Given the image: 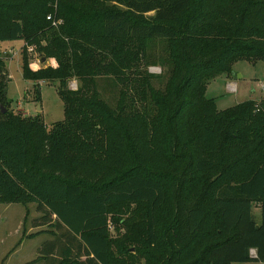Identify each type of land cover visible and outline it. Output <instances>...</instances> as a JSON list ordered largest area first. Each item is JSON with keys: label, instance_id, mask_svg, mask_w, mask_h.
<instances>
[{"label": "trees", "instance_id": "obj_1", "mask_svg": "<svg viewBox=\"0 0 264 264\" xmlns=\"http://www.w3.org/2000/svg\"><path fill=\"white\" fill-rule=\"evenodd\" d=\"M0 41H24V80L38 101L57 82L64 104L50 128L9 109L0 59V204L36 203L35 225L54 228L34 263L113 264L114 207L130 214L120 255L129 242L145 264L264 263V98L219 110L206 96L264 61V0H0ZM30 46L57 66L32 69Z\"/></svg>", "mask_w": 264, "mask_h": 264}, {"label": "rangeland", "instance_id": "obj_2", "mask_svg": "<svg viewBox=\"0 0 264 264\" xmlns=\"http://www.w3.org/2000/svg\"><path fill=\"white\" fill-rule=\"evenodd\" d=\"M10 43L14 47H11L12 44ZM20 45V42L0 41V59L5 64V70L10 71L11 77L6 90V99L9 102L8 108L25 114L27 112L31 117H40L44 124L50 128L53 124L63 121L65 118L64 104L58 94V83H39L41 98L38 101L32 82L24 80L22 75L23 48H19ZM149 49H151V54L157 57L164 50L161 43H153L149 46ZM14 51L15 53L17 51L18 54L16 55ZM27 54L29 64L34 70L47 66H57L54 59L42 63L41 55L37 49H35V52H28ZM166 71V68L159 65L148 67L150 74L162 77L153 80L152 84L155 88L160 89L164 86L167 78ZM233 73L232 77L226 75L217 77L208 85L206 96L216 100L219 110L234 107L247 100L259 101L264 98V89L261 87L262 84L264 85V61L257 64L240 61L234 65ZM78 87L79 83L76 79L69 82L71 90H77ZM98 89L102 99L114 108L120 98L121 86L113 78L104 77L98 80ZM96 143L98 147L96 151H98L101 148L99 137L96 139ZM254 213L258 217L259 209H254ZM41 217L42 214L39 212L36 203L27 205L0 204V264H43L41 261L34 263V258L38 259L46 243L54 239L46 231L54 228L51 226L38 228L35 221ZM129 217L130 214H124L119 207H114L111 211L109 231L114 241L123 242L127 236L128 229L125 224ZM117 242L112 247L113 264H145V258L137 250L138 245L126 242L127 246L130 247L131 255H120Z\"/></svg>", "mask_w": 264, "mask_h": 264}, {"label": "built area", "instance_id": "obj_3", "mask_svg": "<svg viewBox=\"0 0 264 264\" xmlns=\"http://www.w3.org/2000/svg\"><path fill=\"white\" fill-rule=\"evenodd\" d=\"M47 19H48L49 21H52L54 26H56V25L62 23L61 21H56V20H54V18H53L52 15H49V16L47 17ZM27 51H28L29 53H33V52H35V48H34V46H30V47H28ZM231 87L234 88L233 85H231ZM261 87H262V89H264V85H263V84L261 85ZM235 88H236V87H235Z\"/></svg>", "mask_w": 264, "mask_h": 264}, {"label": "crops", "instance_id": "obj_4", "mask_svg": "<svg viewBox=\"0 0 264 264\" xmlns=\"http://www.w3.org/2000/svg\"><path fill=\"white\" fill-rule=\"evenodd\" d=\"M11 42H13V41H11ZM14 42H20L21 43V45H20V47L19 48H23L24 47V45H25V42L24 41H14ZM10 44H12V43H10ZM11 47H14V45L12 44L11 45ZM20 50V49H19ZM19 50H17V51H19ZM16 51V53H15V51H14V53L17 55L18 54V52ZM8 74H9V77H10V71L8 72ZM10 80H11V77H10ZM40 84H42V83H44V82H39ZM32 86L34 87V84L32 83ZM207 90H208V88H207ZM207 93V92H206ZM211 99V98H210ZM212 99H214V98H212ZM216 101V100H215ZM217 103V102H216ZM24 112H26V111H24ZM25 114V113H24ZM26 114L29 116V113H27L26 112ZM25 114V115H26ZM37 258H34V261L36 260Z\"/></svg>", "mask_w": 264, "mask_h": 264}, {"label": "water", "instance_id": "obj_5", "mask_svg": "<svg viewBox=\"0 0 264 264\" xmlns=\"http://www.w3.org/2000/svg\"><path fill=\"white\" fill-rule=\"evenodd\" d=\"M45 61H46V58H42V59H41V62H42V63H45ZM6 111H7V109L4 108V107H2V112L5 113Z\"/></svg>", "mask_w": 264, "mask_h": 264}]
</instances>
